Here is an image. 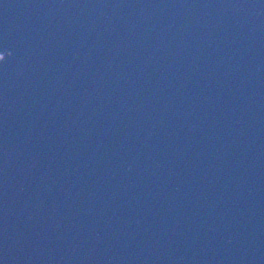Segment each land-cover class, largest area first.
Listing matches in <instances>:
<instances>
[{"label":"water","instance_id":"1","mask_svg":"<svg viewBox=\"0 0 264 264\" xmlns=\"http://www.w3.org/2000/svg\"><path fill=\"white\" fill-rule=\"evenodd\" d=\"M0 264H264V0H0Z\"/></svg>","mask_w":264,"mask_h":264}]
</instances>
